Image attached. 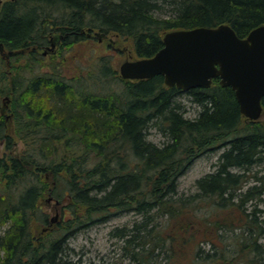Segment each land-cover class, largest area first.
<instances>
[{
	"label": "trees",
	"instance_id": "1",
	"mask_svg": "<svg viewBox=\"0 0 264 264\" xmlns=\"http://www.w3.org/2000/svg\"><path fill=\"white\" fill-rule=\"evenodd\" d=\"M221 23L246 36L264 25V0H8L0 40L24 48L49 26L70 47L93 31L113 32L142 58L162 47L169 30ZM52 61L48 72L28 65L7 72L0 59V98L8 97L13 122L9 132L0 114V141L8 150L22 143L18 153L0 157V264H85L73 258L69 240L119 212L141 218L111 231L128 264H264L257 206L264 123L244 120L229 86L213 78L208 87L180 90L160 74L122 79L108 54L74 73ZM182 94L197 107L193 116ZM149 127L164 140L148 139ZM216 146L215 170L196 179L191 194L179 192V176ZM46 195L65 202L64 210L57 227L36 238L31 223L49 222ZM198 216L204 229L192 221Z\"/></svg>",
	"mask_w": 264,
	"mask_h": 264
},
{
	"label": "water",
	"instance_id": "2",
	"mask_svg": "<svg viewBox=\"0 0 264 264\" xmlns=\"http://www.w3.org/2000/svg\"><path fill=\"white\" fill-rule=\"evenodd\" d=\"M162 42L152 56L123 61L120 77L139 80L160 74L165 85L180 90L208 87L217 77L234 91L245 118H259L264 97V25L243 37L226 23L173 29L163 34Z\"/></svg>",
	"mask_w": 264,
	"mask_h": 264
},
{
	"label": "rangeland",
	"instance_id": "3",
	"mask_svg": "<svg viewBox=\"0 0 264 264\" xmlns=\"http://www.w3.org/2000/svg\"><path fill=\"white\" fill-rule=\"evenodd\" d=\"M97 31V30H96ZM96 31H93L94 33ZM98 32V31H97ZM93 36L73 43L70 47L65 45V48L58 52L59 44L57 43L54 50L50 52L48 56L40 57L39 61H44V64H48L49 70H51L52 60H58L60 63L61 71L65 73H74L75 71H89L91 64L96 60L98 55L108 54L112 61V67L116 69L119 75V66L125 60L136 59V55L133 52L132 44L129 39H125L117 33L110 32L105 35ZM53 37L55 40L58 34L54 32ZM52 48V46H51ZM58 52V53H56ZM54 54L53 56H51ZM24 57H16V66L29 65V60L25 62ZM6 96V95H5ZM5 96L0 98L1 101L6 102ZM182 104L186 108V115L193 116L196 111V106L188 98L187 94H182L179 98ZM2 103V102H1ZM4 106V104H2ZM6 108V107H5ZM3 108V110H5ZM244 120H248L244 118ZM258 120L264 123V108ZM12 119H8L7 128L9 132H12ZM148 139L156 143H160L164 140V135L156 128H148ZM22 149V143L17 140L12 150H8L5 147L3 141H0V157L6 153H18ZM221 151V147L214 148L210 152L198 155L188 168L178 178L179 192L184 194H191L195 191V181L199 177L214 170V164L217 160V156ZM259 167H256L258 169ZM264 173V169L260 174ZM48 195L42 198V208L49 216V224H41L38 221L31 223V232L38 238L43 236L46 232H49L57 227L58 219L60 220L61 211L64 210L65 202H57L53 199H49ZM259 209H261L260 217L264 219V194L262 200L257 203ZM197 218L192 220L198 226L204 229V222L198 221ZM219 219H223L224 215H220ZM135 221H140V216L132 212H119L105 221L93 224L83 230L77 231L69 240V245L73 247V258H80L85 264H128L130 263L128 257H124L119 247L120 240L115 235L111 234L117 227H129ZM178 225L176 222L175 226ZM176 228V227H175ZM210 231V230H209ZM238 231V230H237ZM211 232V231H210ZM191 244H193L191 242ZM205 249L209 248V244L202 245ZM186 256V252L183 253Z\"/></svg>",
	"mask_w": 264,
	"mask_h": 264
},
{
	"label": "flooded vegetation",
	"instance_id": "4",
	"mask_svg": "<svg viewBox=\"0 0 264 264\" xmlns=\"http://www.w3.org/2000/svg\"><path fill=\"white\" fill-rule=\"evenodd\" d=\"M8 0H0V13L3 4ZM54 32L58 34L57 39L53 37ZM65 34L58 30H49V26H43L41 32L37 35L38 40L33 41L31 45L26 46L25 50H22L19 53H24L30 55L31 58L29 60L28 71H42L48 72L49 70L48 64H44V61H39L40 57L44 58L43 56H48L52 50H54L56 44H59L58 52H61L65 48ZM52 46V48H51ZM16 49H12L7 47L3 41L0 40V59L2 60V66L4 71H15L18 66L16 63V56L18 53ZM56 52V53H58ZM52 54L51 56H53ZM5 101L0 104V114L4 117L5 120L11 117V111L9 107V99L5 96ZM4 104V106H2ZM6 107V108H5ZM5 108V110H3ZM49 224V223H48Z\"/></svg>",
	"mask_w": 264,
	"mask_h": 264
},
{
	"label": "bare ground",
	"instance_id": "5",
	"mask_svg": "<svg viewBox=\"0 0 264 264\" xmlns=\"http://www.w3.org/2000/svg\"><path fill=\"white\" fill-rule=\"evenodd\" d=\"M26 48L24 47V48H20V49H16V51H15V53L17 52V53H19V52H21L22 50H25ZM152 77V76H151ZM217 147H219V146H216L215 148H217ZM214 149V147L213 148H207V149H205L204 151H202V152H200L198 155H201V154H204V153H206V152H210V151H212ZM221 151H222V147H221ZM220 151V152H221ZM197 155V156H198ZM196 156V157H197ZM195 157V158H196ZM194 158V159H195ZM217 161V160H216ZM216 165H217V163L215 162V164H214V170H215V168H216ZM50 197V196H49ZM50 199H52L51 197H50ZM54 200V199H53ZM55 201H57V200H55ZM58 202V201H57ZM136 215H138V214H136ZM140 216V215H139ZM140 220H141V218H140Z\"/></svg>",
	"mask_w": 264,
	"mask_h": 264
}]
</instances>
